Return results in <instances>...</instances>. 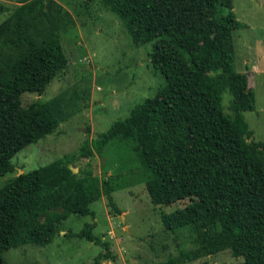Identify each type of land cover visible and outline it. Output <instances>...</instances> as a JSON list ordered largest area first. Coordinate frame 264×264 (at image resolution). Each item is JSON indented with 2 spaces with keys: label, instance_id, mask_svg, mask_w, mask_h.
Returning <instances> with one entry per match:
<instances>
[{
  "label": "trees",
  "instance_id": "trees-1",
  "mask_svg": "<svg viewBox=\"0 0 264 264\" xmlns=\"http://www.w3.org/2000/svg\"><path fill=\"white\" fill-rule=\"evenodd\" d=\"M100 2L120 18L135 45L161 38L169 44L151 54L164 83L91 142L96 154L113 139H130L151 202L189 200L160 213L166 229L190 230L193 247L182 253L184 261L231 248L243 257L235 264H264V141L253 138L243 116L254 109L255 94L248 74L234 67L233 31L242 23L232 0ZM50 3L55 5L22 0L0 23V177L14 171L11 159L20 149L54 133L68 116L63 94L26 106L21 101L25 91L42 94L68 62ZM203 33L214 38L207 50ZM226 89L231 114L222 105ZM71 104L75 109L76 101ZM87 143L16 173L0 188V264H8L2 256L8 248L50 243L69 214H92L89 204L101 192L110 200L113 175L100 181V190L88 163L79 173L70 169L92 155ZM94 225L85 224L77 236L106 251L94 264L115 260L109 242L92 234Z\"/></svg>",
  "mask_w": 264,
  "mask_h": 264
},
{
  "label": "rangeland",
  "instance_id": "rangeland-1",
  "mask_svg": "<svg viewBox=\"0 0 264 264\" xmlns=\"http://www.w3.org/2000/svg\"><path fill=\"white\" fill-rule=\"evenodd\" d=\"M49 9L57 25L67 55L66 67L49 83L42 94L25 91L24 106L48 100L59 94L70 101L67 118L52 134L20 149L11 159L14 171L0 177V188L7 179L31 169L41 168L64 154L76 152L85 139L90 152L79 166L70 165L73 174L81 165L100 181L113 175L111 198L102 192L89 204L92 214H69L63 230L46 245L26 243L6 249L8 264H94V257L106 252L77 233L94 223L92 234L109 242L115 260L101 264H235L243 260L231 248L195 260L184 261L183 252L193 247L188 227L166 229L160 213H171L189 200L154 205L144 187L145 171L130 139H113L97 155L92 141L110 125L127 117L130 110L155 94L164 83L151 63V54L169 44L165 38L135 45L120 18L100 0H52ZM22 0H0V23ZM48 2V0H46ZM242 26L233 31L234 67L248 74L255 94L253 110L243 116L256 141H264V0H232ZM53 7V9H52ZM46 23V22H45ZM48 26V24H45ZM214 40L206 33L201 42L207 50ZM244 60L249 62L248 70ZM224 111L231 114V94H221ZM65 99V101H66ZM76 101L73 109L71 103ZM76 168V169H75ZM121 212V213H118ZM67 232V235H63Z\"/></svg>",
  "mask_w": 264,
  "mask_h": 264
},
{
  "label": "crops",
  "instance_id": "crops-1",
  "mask_svg": "<svg viewBox=\"0 0 264 264\" xmlns=\"http://www.w3.org/2000/svg\"><path fill=\"white\" fill-rule=\"evenodd\" d=\"M263 56H264V52H263ZM244 64H245V66L247 67L248 64H249V62H248L247 60H244ZM247 70H248V67H247Z\"/></svg>",
  "mask_w": 264,
  "mask_h": 264
},
{
  "label": "water",
  "instance_id": "water-1",
  "mask_svg": "<svg viewBox=\"0 0 264 264\" xmlns=\"http://www.w3.org/2000/svg\"><path fill=\"white\" fill-rule=\"evenodd\" d=\"M76 169V168H75Z\"/></svg>",
  "mask_w": 264,
  "mask_h": 264
}]
</instances>
